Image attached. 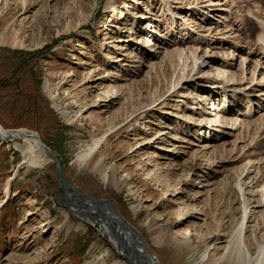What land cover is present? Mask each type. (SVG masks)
<instances>
[{
    "label": "rangeland",
    "instance_id": "obj_1",
    "mask_svg": "<svg viewBox=\"0 0 264 264\" xmlns=\"http://www.w3.org/2000/svg\"><path fill=\"white\" fill-rule=\"evenodd\" d=\"M258 25L264 0H0V127L38 132L69 182L113 200L159 264H230L243 220L254 255ZM17 136L0 138V264L127 263L60 200L50 153L40 147L47 161L30 167ZM96 140L94 160L80 162Z\"/></svg>",
    "mask_w": 264,
    "mask_h": 264
},
{
    "label": "water",
    "instance_id": "obj_2",
    "mask_svg": "<svg viewBox=\"0 0 264 264\" xmlns=\"http://www.w3.org/2000/svg\"><path fill=\"white\" fill-rule=\"evenodd\" d=\"M31 136L38 140V143L42 149L47 150L52 159L56 163L58 171V193L60 200L69 207V203L78 205L82 211L81 216L95 217L104 220L110 228L111 235L117 240L118 244L123 246L128 251L132 252L137 258L139 264H155L154 258L157 256L151 253L145 244V241L140 232L136 231L133 225L128 223L121 215L114 201L111 199H102L92 194H87L76 189L67 179L63 163L59 157L52 151V149L43 142L41 135L36 131H29L26 129H10L3 130L0 127V138L11 139L13 136ZM69 191H72L74 195L69 196ZM64 193V194H63ZM68 203L66 202V199ZM91 202V203H90ZM91 207L94 209L92 210ZM80 215V214H78ZM99 233L100 230L95 227ZM127 232V237L122 236V231ZM107 241L110 239L106 234H101ZM119 254V252H117ZM123 257L121 254H119Z\"/></svg>",
    "mask_w": 264,
    "mask_h": 264
},
{
    "label": "bare ground",
    "instance_id": "obj_3",
    "mask_svg": "<svg viewBox=\"0 0 264 264\" xmlns=\"http://www.w3.org/2000/svg\"><path fill=\"white\" fill-rule=\"evenodd\" d=\"M257 27H259L261 34L264 33V25H258ZM16 41L17 40L12 41L11 44L13 46L21 45L20 42H16ZM261 41L264 43V36L261 38ZM261 50H260L261 53L264 54V47H262ZM262 59L264 58L262 57ZM17 137H21L24 140L25 146L23 148V153H25L26 155H29L28 161L30 162V167L43 166V164L47 160L43 159L42 156L40 155H36L38 151L40 152L41 150L38 140L35 137H31V136H19L18 135ZM100 144H101V140H96L94 142V145L88 146L87 149L79 153L78 160L80 162H85V161L89 162L92 158L94 160V156H93L94 150L98 148ZM92 170L97 173H100L103 170L105 171L103 164H97V163L94 166H92ZM68 192H69L68 193L69 196L74 195L72 191L68 190ZM68 200L70 199L68 198L66 199L67 203H68ZM68 208L72 211V213L77 214V215L80 214L79 216H81L80 212L82 211V209L78 205L74 203H71V204L69 203ZM91 209L94 210L92 207ZM83 220L84 222L89 223L90 225L94 227H97L100 230L101 234L104 233L108 236V238L110 239V243L113 245L115 250L119 252V254H121L127 262V263H123L120 261L121 264H139L138 263L139 261L137 262V258L136 256H134L132 252L128 251L122 245L120 246L118 244L117 240L111 235L110 228L104 220L95 218V217H88V216L87 217L84 216ZM244 227H245L244 220L237 225V232L234 235V240H233L234 243L232 245L230 264H248V261H250L251 259H252L251 261L254 262L255 264H264V242L257 246L256 252L254 255H250L249 252H245L242 249L240 235L242 231L244 230ZM125 231L124 230L122 231L123 237L124 236L127 237L128 235L127 232ZM251 261H250V264H251ZM120 262L117 261L116 263L120 264ZM154 262L155 264H159L156 258H154ZM211 264H214V263L212 262Z\"/></svg>",
    "mask_w": 264,
    "mask_h": 264
},
{
    "label": "trees",
    "instance_id": "obj_4",
    "mask_svg": "<svg viewBox=\"0 0 264 264\" xmlns=\"http://www.w3.org/2000/svg\"><path fill=\"white\" fill-rule=\"evenodd\" d=\"M4 84V83H3Z\"/></svg>",
    "mask_w": 264,
    "mask_h": 264
}]
</instances>
